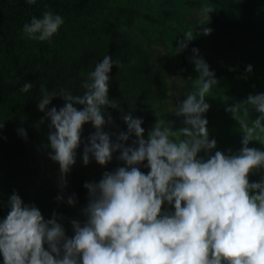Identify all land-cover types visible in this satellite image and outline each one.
<instances>
[{"label": "clouds", "instance_id": "obj_1", "mask_svg": "<svg viewBox=\"0 0 264 264\" xmlns=\"http://www.w3.org/2000/svg\"><path fill=\"white\" fill-rule=\"evenodd\" d=\"M210 10L203 6L200 11L208 16ZM63 23L59 13L48 9L24 23L23 34L50 40ZM203 31L207 34L210 29ZM183 33L185 39L178 42L177 52L193 38V31ZM192 60L198 76L175 112L183 115L184 126L173 129L158 118L147 138L142 135V118L130 113L123 115L127 132L119 133L116 141L102 131L104 107L116 106L108 95L109 73L115 63L108 54L82 81V94L63 87L42 88L37 107L50 120L49 156L58 162L62 178L75 162L85 122H91L95 131L85 144L83 163L89 162L91 154L104 165L119 149L125 166L106 171L97 182H85L90 197L83 209L86 219L71 221L70 237L55 214L45 219L38 207L24 203L14 191L9 211L0 218L2 264H264V177L248 179L250 170L264 167V150L249 146L264 132V93L249 94L226 108L243 132L238 153L216 150L204 159L198 153L216 146L203 113L209 108L205 97L217 81L202 57ZM251 68V64L246 66L247 71ZM32 86L25 81L21 91ZM55 95L65 101L59 110L47 107ZM249 109L259 113L251 125ZM18 131L26 136L23 128ZM129 134L135 135V146L122 143ZM143 161L147 173L137 167ZM165 202L173 210L162 211ZM67 203H74L72 196Z\"/></svg>", "mask_w": 264, "mask_h": 264}, {"label": "trees", "instance_id": "obj_2", "mask_svg": "<svg viewBox=\"0 0 264 264\" xmlns=\"http://www.w3.org/2000/svg\"><path fill=\"white\" fill-rule=\"evenodd\" d=\"M154 1L35 0V3L28 4L26 0H0V218L9 211V197L15 191L24 203H42L52 209V212L41 211L36 206L45 219L52 218L59 207L65 206L83 223L86 218L80 215L90 199L85 182H97L106 171L125 166V162L119 159V149L111 153L112 159L104 165L91 154L89 162L83 163L85 144L95 131L91 122H85L80 144L75 150V162L62 178L58 162L49 156L52 151L48 146V134L52 130L50 120L37 107L42 88L51 91L63 87L73 94H82V81L88 79V73L105 54L115 61L109 73L108 95L116 106L104 107L105 124L102 126L110 140L116 141L119 133L127 132L123 115L129 113L142 118L145 138L158 118L167 121L173 129L184 126L180 122L183 115L163 106L168 99V59L154 47V44L163 42L171 56L168 64L178 63L188 76L181 101L193 89L198 76L193 56L202 57L207 62L217 81L205 97L208 110L214 107L218 111L217 132L214 134L216 146L198 156L207 159L216 150L226 155L238 153L242 147L238 138L243 132L226 108L246 99L249 94L241 89L255 88L257 81L252 82L257 75L264 82L260 48L243 44L244 39L240 37L233 39L230 46L221 45L209 36L211 32L204 33L203 29L208 27L198 18L185 23L191 29H172L167 19L159 14V3ZM48 9L59 13L64 23L50 40L29 39L23 34V24ZM185 30L193 31V38L187 41V47L177 52L178 42L185 39ZM193 48L198 52L194 53ZM241 60L242 65H239ZM249 64L252 68L247 71ZM25 81L33 85L26 92L21 91ZM64 103L61 95H55L47 107L55 106L59 110ZM250 113L249 120L259 115L252 109ZM21 128L26 131V136L18 131ZM259 136L258 149L264 150V143H261L263 132ZM135 139L134 134H129L122 143L135 146ZM145 165L146 161H143L137 167L147 173L149 168ZM262 177L264 167L253 168L248 173L250 182ZM52 188L62 191L54 194ZM58 196L61 198L57 199ZM69 196L74 200L71 205L67 203ZM161 207L162 211L173 210L167 202ZM63 228L66 236L73 235L72 224Z\"/></svg>", "mask_w": 264, "mask_h": 264}, {"label": "rangeland", "instance_id": "obj_3", "mask_svg": "<svg viewBox=\"0 0 264 264\" xmlns=\"http://www.w3.org/2000/svg\"><path fill=\"white\" fill-rule=\"evenodd\" d=\"M151 2L154 3L155 1L151 0ZM191 2L195 3L192 5ZM156 4H158L161 10L159 14L167 19L172 29L174 28L181 31L184 28L186 29V27L191 29V27L187 26L188 24L185 23L193 22L198 18L210 29L211 34L209 36L221 45L230 46L233 39L240 37L244 39L243 44L258 46L260 48L259 56H261V64L264 70V0H156ZM203 6H207L211 9L208 16L202 15L200 10ZM176 8L182 20L178 16ZM154 47L161 52L163 57L167 56L168 59L166 61L168 99L163 104L164 109L176 110L181 101V94L186 88L188 76L184 68L182 66L180 67L178 63L168 64L169 61H171V56H169L167 52L165 43L158 42L154 44ZM239 65H242V60L239 61ZM252 83H256L255 88H244L241 90L248 94L264 93V82H262V77L257 75ZM205 117L207 119L209 138H215L214 134L217 132L216 127L219 120L218 111L216 108L211 107L210 110L205 112ZM249 117H251L250 109ZM251 120L252 119L249 120L250 125ZM180 122L184 124V118H182ZM241 139L242 136L238 138L240 144ZM257 144L258 141L255 138L249 141V146L251 147L258 148ZM203 152L205 151L201 150L198 155H201ZM51 190L54 194H59L62 191L61 189L56 190V188H52ZM32 205L39 206L41 211L46 210L50 212L52 210L46 204L33 203ZM54 214L57 222L61 223L63 227L70 225L73 219L80 222V218L73 217V211L65 206L59 207L58 213ZM54 214H52V217ZM80 216L86 218L84 213Z\"/></svg>", "mask_w": 264, "mask_h": 264}]
</instances>
